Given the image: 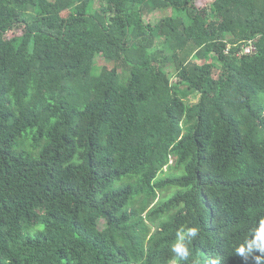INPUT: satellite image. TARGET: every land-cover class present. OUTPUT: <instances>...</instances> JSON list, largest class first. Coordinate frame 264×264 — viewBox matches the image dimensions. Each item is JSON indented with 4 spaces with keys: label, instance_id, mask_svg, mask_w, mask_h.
Returning a JSON list of instances; mask_svg holds the SVG:
<instances>
[{
    "label": "trees",
    "instance_id": "obj_1",
    "mask_svg": "<svg viewBox=\"0 0 264 264\" xmlns=\"http://www.w3.org/2000/svg\"><path fill=\"white\" fill-rule=\"evenodd\" d=\"M105 1L0 0V264H263L264 0Z\"/></svg>",
    "mask_w": 264,
    "mask_h": 264
},
{
    "label": "rangeland",
    "instance_id": "obj_2",
    "mask_svg": "<svg viewBox=\"0 0 264 264\" xmlns=\"http://www.w3.org/2000/svg\"><path fill=\"white\" fill-rule=\"evenodd\" d=\"M92 1H93L92 6H90L89 10H88L89 13H94L97 9L101 8L100 7L101 5H104L106 2L105 0H92ZM212 1L213 0H198L196 4L199 7L198 9H200V10L207 9L208 10L211 7ZM166 15H170V12L154 11L149 15H145L143 17V21L145 24L155 25L161 17H164ZM20 32H21V30L19 28H17V29L15 28L13 31H11L10 35L19 34ZM103 63H104V59L99 56L97 58V67L98 68L103 67V65H104ZM187 101L191 104H197L199 102V95L198 94L192 95ZM172 175H173V173H172ZM160 197H164V196H160ZM104 226H105V222L101 221V227H104ZM263 264H264V261H263Z\"/></svg>",
    "mask_w": 264,
    "mask_h": 264
},
{
    "label": "clouds",
    "instance_id": "obj_3",
    "mask_svg": "<svg viewBox=\"0 0 264 264\" xmlns=\"http://www.w3.org/2000/svg\"><path fill=\"white\" fill-rule=\"evenodd\" d=\"M196 232V229H192L191 233L194 236ZM258 241L264 242V227L261 228V230L258 232L257 234V238ZM260 247H264V243H262L261 245H258ZM251 250V248H249V251ZM174 251L178 252L179 256L181 259H186L189 255V251L187 249V247H174ZM245 249L243 247H241L240 249H238V254L240 255H244Z\"/></svg>",
    "mask_w": 264,
    "mask_h": 264
},
{
    "label": "built area",
    "instance_id": "obj_4",
    "mask_svg": "<svg viewBox=\"0 0 264 264\" xmlns=\"http://www.w3.org/2000/svg\"><path fill=\"white\" fill-rule=\"evenodd\" d=\"M252 52H254V47H253V44L250 43V44L246 45V47L243 50V53L244 54H250Z\"/></svg>",
    "mask_w": 264,
    "mask_h": 264
}]
</instances>
